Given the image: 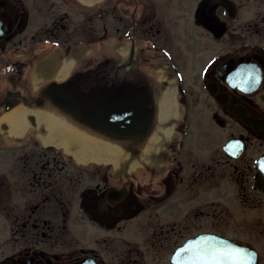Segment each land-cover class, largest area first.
Masks as SVG:
<instances>
[{
	"label": "flooded vegetation",
	"instance_id": "flooded-vegetation-1",
	"mask_svg": "<svg viewBox=\"0 0 264 264\" xmlns=\"http://www.w3.org/2000/svg\"><path fill=\"white\" fill-rule=\"evenodd\" d=\"M45 43L62 60L99 49L74 58L86 66L66 81L150 109L148 132L108 136L46 85L28 100L3 78L0 115L22 103L55 111L133 162L174 83L170 133L129 170L55 152L37 133L0 137V264H229L236 252L264 264V0H0V53ZM28 55L0 68L32 65Z\"/></svg>",
	"mask_w": 264,
	"mask_h": 264
},
{
	"label": "bare ground",
	"instance_id": "bare-ground-1",
	"mask_svg": "<svg viewBox=\"0 0 264 264\" xmlns=\"http://www.w3.org/2000/svg\"><path fill=\"white\" fill-rule=\"evenodd\" d=\"M127 48H123L125 52ZM71 60H66L60 69L59 78L66 77L71 67ZM41 72V71H40ZM38 75L36 72L34 74ZM174 83H170L165 89V94L160 101L157 124L150 135L144 151L139 157L131 162L126 152L113 142L93 137L62 114L52 112L48 109H36L19 104L4 114L0 115V132L21 136L30 126L29 114H34L36 123L47 129L44 136L45 143L62 147L65 152L72 153L79 161L94 160L97 162H110L118 169L129 170L137 163H144L156 149L161 147L162 141L170 133L169 121L173 115ZM7 127V130H4Z\"/></svg>",
	"mask_w": 264,
	"mask_h": 264
},
{
	"label": "water",
	"instance_id": "water-1",
	"mask_svg": "<svg viewBox=\"0 0 264 264\" xmlns=\"http://www.w3.org/2000/svg\"><path fill=\"white\" fill-rule=\"evenodd\" d=\"M43 94L76 118L113 137L140 136L147 133L150 126V109L145 108L142 113L132 104L114 102L105 91L100 94L82 92L76 81L51 82ZM126 108H129L128 112ZM258 166L264 180V156Z\"/></svg>",
	"mask_w": 264,
	"mask_h": 264
},
{
	"label": "rangeland",
	"instance_id": "rangeland-1",
	"mask_svg": "<svg viewBox=\"0 0 264 264\" xmlns=\"http://www.w3.org/2000/svg\"><path fill=\"white\" fill-rule=\"evenodd\" d=\"M42 45H44V44H42ZM45 46L47 47V49H45V47L43 48V46H39V48L34 49V48H32L33 46H31V44H28V45H25L18 50H11V51L9 50V51L0 53V61L3 60V57H9V58L21 57L22 58V56H18V53H22V54L27 53V54H29L28 57H32V59L36 58L35 61L33 60L32 65L26 64L25 66H22V67L21 66L13 67V68H15L14 71H16V72L9 71L10 67L8 64H6L5 67H1L0 68V79L3 78L4 80H7V83L8 82L10 83V84H6V86L3 87V89L7 87V89H9L10 91H12V90L24 91L28 100L34 99L40 93V90L42 89V87L45 86L49 82V80L47 78H45L44 76L46 74H52V75L57 77L59 75L60 69L62 68L64 62L66 60H72L71 57H67V56H66L67 58L62 60L65 57V54L64 55L62 54L63 50H60L59 48L56 49L55 46L47 45L46 43H45ZM92 51H93L92 48L80 46L77 49V51L75 52V56H77V57L78 56L89 57L92 54ZM44 53H45V55H44ZM30 54H31V56H30ZM51 55H53V56H51ZM149 55H150L151 59H149L147 61V64H148L147 67L151 68V69H149V71L152 70L151 74H154L155 73V71H154L155 67H153L154 62L152 61V56H151L152 51H149ZM36 56H38V57H36ZM45 56H48V60L41 62L40 59L44 58ZM21 61L25 62V60H21ZM145 63H146V61H145ZM19 68H21L22 74L18 71ZM34 70H36L38 75L36 74L35 76H33V74H35ZM40 71L42 73H40ZM149 78L151 79L150 82H152V80H153L152 77L150 76ZM33 109L36 111V109L38 110L41 108L33 107ZM158 112H159V109H158ZM158 112L156 114V124H157V120H158ZM33 118L36 120V117L34 114H29V116H28L29 122H30V119L32 120ZM156 124H155V126H156ZM155 126H154V128H155ZM4 129H7V127H4ZM5 133H7V132H0V137H15V135L9 136L8 134L5 135ZM34 133H37L38 136L34 135ZM45 135H47V129L41 128L38 125V123L34 122L32 127L28 126L27 130L24 132V135L21 137H32L33 138V136H36V137L44 138ZM38 142H40V143L42 142V143L47 145V143H45V141H38ZM50 145L53 147L55 152H60V153H63V151L65 152V150H63L62 147L55 146L53 144H50Z\"/></svg>",
	"mask_w": 264,
	"mask_h": 264
},
{
	"label": "snow or ice",
	"instance_id": "snow-or-ice-1",
	"mask_svg": "<svg viewBox=\"0 0 264 264\" xmlns=\"http://www.w3.org/2000/svg\"><path fill=\"white\" fill-rule=\"evenodd\" d=\"M229 264H242V256L239 252L229 254Z\"/></svg>",
	"mask_w": 264,
	"mask_h": 264
}]
</instances>
